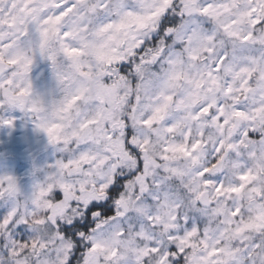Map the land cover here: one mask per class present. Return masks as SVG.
<instances>
[{
	"label": "clouds",
	"instance_id": "1",
	"mask_svg": "<svg viewBox=\"0 0 264 264\" xmlns=\"http://www.w3.org/2000/svg\"><path fill=\"white\" fill-rule=\"evenodd\" d=\"M0 264H264V0H0Z\"/></svg>",
	"mask_w": 264,
	"mask_h": 264
}]
</instances>
